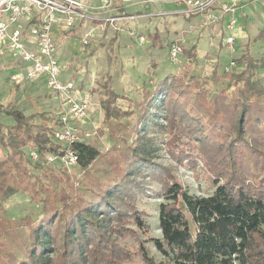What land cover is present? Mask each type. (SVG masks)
<instances>
[{
    "label": "trees",
    "instance_id": "trees-1",
    "mask_svg": "<svg viewBox=\"0 0 264 264\" xmlns=\"http://www.w3.org/2000/svg\"><path fill=\"white\" fill-rule=\"evenodd\" d=\"M183 53L192 60L144 82L139 99L120 96L125 108L108 89L102 124L112 146L76 142L75 174L45 158L58 149L56 116L0 104V115L11 120L0 122V264H264V87L255 73L261 64L245 46L233 60L240 70L219 74L214 66L204 75L192 68L196 46ZM114 109L131 119L115 121ZM166 136L176 138L164 144L171 163L202 161L211 170L219 164L224 181H214L210 195H192L177 180L160 154ZM10 189L27 192L41 216L12 217L3 205ZM149 194L163 200L161 238L147 236L137 205Z\"/></svg>",
    "mask_w": 264,
    "mask_h": 264
},
{
    "label": "rangeland",
    "instance_id": "rangeland-1",
    "mask_svg": "<svg viewBox=\"0 0 264 264\" xmlns=\"http://www.w3.org/2000/svg\"><path fill=\"white\" fill-rule=\"evenodd\" d=\"M149 18L153 19V17ZM160 18H162L160 23L163 25H161L160 28H156V31L152 28L149 29L152 30L149 32L139 27V29H134V31L131 32L130 38L134 44H137L135 43V40L138 42L139 37L142 36L144 38L142 43L138 42L141 46L135 45V47H138L139 49H134L135 47L133 46L123 47L122 45H118L120 44V40L117 41V37H111V35L108 34V26H110L108 23L103 24V26L99 28L97 34L90 39L84 51H82L80 47L81 33L79 34V37L76 28L70 31L71 34H74V36L70 34V37L73 36L77 38L78 43L76 42L75 46L73 45V41V44L70 47L67 45V49L69 47V50L66 52L68 55V63L66 64L67 69L66 67L65 71L64 69H61L59 79L61 81H71L79 91L86 92L90 96L88 119L86 123L82 125L81 129L82 132L88 134V137L84 140L87 144L100 149H110L112 146L109 131L106 129V126L103 127L102 124L104 100L107 97L108 89L115 92L119 98L121 96L123 98L129 97L132 99H139L141 87L144 82H157L165 75L177 73L185 62L192 60L191 57L183 53L180 57L181 64L179 66L172 65L168 61L166 52L168 42L171 39L181 35L183 39V49L188 50L193 43V40L186 41L190 33L197 34L199 38H203L209 31L200 28L198 22L195 20H190L189 22L178 20L181 22H179L180 25L174 26V24H176L175 21H177L176 18H165L164 16ZM140 19H142V17L137 18V20ZM126 22L127 21H122L117 23ZM138 26L140 25L138 24ZM111 29L114 31V28ZM119 30L120 28L116 27L114 32H119ZM199 38L197 40H199ZM150 41H153L155 45L151 47L149 45ZM206 46V40L203 38L200 42L199 50L192 68L195 71L207 75L214 66H217V68H221L218 71L219 74H221L223 67L227 65L230 60L227 63L222 60L218 63V61H215L212 58L213 56H211L209 51L205 49ZM222 54L228 56V53ZM208 61L211 63L209 64ZM9 66L10 65L6 63L4 59H0V80L4 83L10 82L9 76L6 75ZM232 71L236 70L233 69ZM62 73H65V75L63 76ZM222 84H224V81L219 82L216 85V88H219ZM22 90L23 94L20 98L25 101L21 105H23V109H27V114L30 112V114L43 112L56 116L63 109L61 101L54 92L30 91L28 87ZM18 101L19 99L10 101L9 98L5 102H7V106L17 107L19 105L17 103ZM116 106L119 109L125 108L128 106V102L127 100L120 98L117 99ZM112 117L115 121L120 123L131 119V117L119 113L115 109L112 112ZM0 122L8 124L11 120L10 118L0 115ZM103 128L105 129L104 131H102ZM183 140L191 142L192 144L189 145V148L193 150L194 153H197V146H195L193 141H190L187 138ZM175 143L176 138H168L167 136L163 138L161 142L162 151L160 154L163 156L164 162L172 165L177 180L190 194L195 196L210 195L214 190V181L220 183L224 181V179L219 178V175L221 174L219 164L215 162L212 163L214 164V167L212 166L213 168L211 170V166L202 161L195 166L187 163H171L166 159V156H164L167 154L164 150V144ZM205 152L206 151H204V153ZM204 153H202V156H207L206 158L208 159V155H204ZM1 156L2 154H0V157ZM56 164L59 167L61 165L59 162ZM208 166H210V168ZM66 167L67 165H65V168ZM68 173L75 174L76 168H73L72 170L70 169ZM154 187L155 186H153V188ZM162 202V199L149 194L145 195L137 203L138 207L146 214L145 220L148 225L147 236L161 238V232L158 226V207ZM3 205L8 213L14 218L23 217L25 215H29L32 218H38L41 216V207L32 201L27 192H19L14 189L8 190ZM143 238L146 237L144 236ZM129 243L132 244L133 242L129 240ZM146 246L150 256L155 260L162 259L161 255L151 244H147Z\"/></svg>",
    "mask_w": 264,
    "mask_h": 264
},
{
    "label": "built area",
    "instance_id": "built-area-1",
    "mask_svg": "<svg viewBox=\"0 0 264 264\" xmlns=\"http://www.w3.org/2000/svg\"><path fill=\"white\" fill-rule=\"evenodd\" d=\"M158 1L172 3L178 9L145 17L180 15L194 18L200 28L209 30L211 34L220 25V42L230 52L234 51L239 16L244 17L241 12L244 0H100L99 10L104 17L91 15L82 0H0V56L7 53L16 67L9 73V81L14 85H23L44 77L46 88L56 93L63 107L56 115L60 125L52 136L58 149L56 154L45 156L48 163L59 162L60 166L67 165L68 170L76 166L73 146L88 137L81 129L88 119L90 107L88 93L79 91L71 81L59 79L61 68L57 59L55 32H70L86 24L80 38V47L84 51L103 24L137 17L124 11V2L149 4ZM143 41L142 36L138 38L139 43ZM182 41L179 35L167 45V58L174 66L181 64ZM234 67L235 63L230 61L222 71L229 72ZM29 155L34 160L37 157L34 151Z\"/></svg>",
    "mask_w": 264,
    "mask_h": 264
},
{
    "label": "crops",
    "instance_id": "crops-1",
    "mask_svg": "<svg viewBox=\"0 0 264 264\" xmlns=\"http://www.w3.org/2000/svg\"><path fill=\"white\" fill-rule=\"evenodd\" d=\"M82 1L89 8L91 15H97L98 17H104L101 11L99 10L100 0H82ZM219 1L229 2L230 0H219ZM242 3H243L242 4L243 6L241 8V12L244 14V17L239 16V20H238L239 22L235 30L234 51L230 52L229 50H227L220 42V39H218L220 38L219 36V33H220L219 26L220 25H218L214 29L212 34L210 33V31H208L204 35L203 38L206 40V45H207L205 49L209 51L211 56H213L212 58L215 61H218V63H220L221 60L227 63L229 60L233 61L234 59L238 58L244 52L245 46H248V52H249L250 57L253 60L259 62V64H261L260 67L256 69L255 73H256V78L259 80V83L264 87V32L262 33L261 37L259 36L260 31L264 29V0H244ZM124 5H125L124 11H126L128 14H135L137 16L135 17V19H133L134 21L127 20L126 23H117V22H121V21H117V22H114V24H109L110 26H108L109 27L108 34H110L111 37H114V36L117 37V41L120 40V44L118 45L120 46L122 45L123 47H126V46L135 47V45L141 46V44L136 42L137 40H135V43L137 44H134L130 38L131 32L134 31V29H139L140 27L143 30L150 32L152 30H149V29L153 28V30H155L156 28H160V26L163 25L162 23H160V20L162 18L160 17L158 18L153 17V19L149 17L146 18L145 15L155 14L156 12H172L178 9L172 3L159 2V1L149 3V4H143V3L133 4L131 2H124ZM177 16H180V15L167 16V17L164 16V17L172 18V19L176 18L177 21H175L176 24H174V26L180 25L181 22L178 20H184V22L185 21L189 22L190 20L196 21V19L194 18L191 19L185 16H180L181 17L180 18ZM138 17H142V19L137 20ZM138 24L140 26H138ZM85 27H86V24H83L82 26L76 28V30L78 31L77 32L78 36L80 33H82ZM116 27L120 28V30L122 28V30L121 31L119 30V32H114ZM111 28H114V31H112ZM218 29H219V32H218ZM70 34H71L70 32H61V31L55 32V36H56L55 38H56V42L58 45L57 59H58L60 68L64 69V71H65L66 64L68 63V57H67L68 55L66 52L67 50H69V47L73 44V41H74L73 45L75 46H76V42L78 43L77 38L73 37L74 34H71L73 35L72 37H70ZM198 38L199 37L197 34L190 33L188 36V39L186 40L187 42L190 40H193L192 46H196V53H198L200 42L203 40V38L201 37L199 38V40H197ZM67 45L69 46L68 49H67ZM149 45L152 47L155 45V43L153 41L152 42L150 41ZM134 49H139V48L135 47ZM222 53H228V56ZM0 59H4L5 62L10 65L6 73V75H9V73H11L12 70L16 68L15 64H13V62L10 60L7 53H4L2 56H0ZM242 67H243L242 65L235 63V67L233 69L237 71V70H240ZM220 69H221L220 67L217 68L218 71ZM62 74L63 76L65 75V73H62ZM27 87L30 89V91H36V92L45 91V92L51 93V91H49L45 86L44 77H41L33 82L23 84V85H13L10 82L4 83L2 82V80H0V104L7 106L8 104L7 102H5L7 99L10 98V101H15L19 99L17 103L20 106L18 105L17 107H14V108L18 110H22L25 114H27L26 112L27 109H23V105H21L25 100L20 98V96L23 94L22 89L27 88Z\"/></svg>",
    "mask_w": 264,
    "mask_h": 264
}]
</instances>
